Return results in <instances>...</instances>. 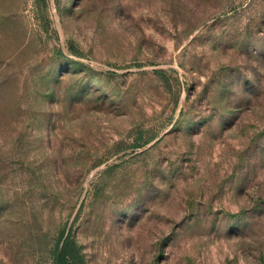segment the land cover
I'll list each match as a JSON object with an SVG mask.
<instances>
[{"label": "rangeland", "instance_id": "obj_1", "mask_svg": "<svg viewBox=\"0 0 264 264\" xmlns=\"http://www.w3.org/2000/svg\"><path fill=\"white\" fill-rule=\"evenodd\" d=\"M66 225L86 264H264V0H0V264Z\"/></svg>", "mask_w": 264, "mask_h": 264}, {"label": "trees", "instance_id": "obj_2", "mask_svg": "<svg viewBox=\"0 0 264 264\" xmlns=\"http://www.w3.org/2000/svg\"><path fill=\"white\" fill-rule=\"evenodd\" d=\"M45 0H35L36 5L42 6ZM75 51V50H74ZM66 226L60 231L59 238L55 244L53 262L54 264H86L83 254L79 247L71 239V229L69 225L68 233L63 241L60 251L57 255L59 243L64 235Z\"/></svg>", "mask_w": 264, "mask_h": 264}, {"label": "water", "instance_id": "obj_3", "mask_svg": "<svg viewBox=\"0 0 264 264\" xmlns=\"http://www.w3.org/2000/svg\"><path fill=\"white\" fill-rule=\"evenodd\" d=\"M68 229H69V225H66V228H65V231H64V235H63V237H62V239H61V241H60V243H59V246H58L57 255H58V253H59V251H60V248H61V246H62V244H63V241H64V239H65V237H66V235H67V233H68Z\"/></svg>", "mask_w": 264, "mask_h": 264}]
</instances>
